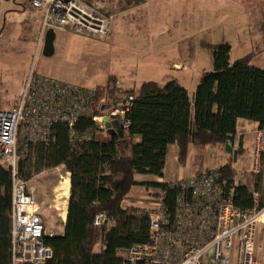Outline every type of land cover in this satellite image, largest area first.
<instances>
[{"label":"trees","instance_id":"1","mask_svg":"<svg viewBox=\"0 0 264 264\" xmlns=\"http://www.w3.org/2000/svg\"><path fill=\"white\" fill-rule=\"evenodd\" d=\"M231 52L228 43L213 48V70L202 75L192 96L175 80L164 85L145 82L138 90H130L135 99L125 118L129 129L124 139L107 133V138L97 139L95 133L92 140L75 148L70 143L67 126L57 124L52 129L54 139L50 145H28L25 155L19 153L17 175L25 181L58 167L71 174L64 234L45 239L52 251V258L45 264H120L121 249L143 245L150 237L145 210L124 206L133 188L164 192L170 212L174 211L179 194L170 183L139 182L136 176L163 178L172 145L178 146L182 164L190 144L232 146L238 120L255 122L258 130L264 131V70L251 65L254 55L231 61ZM116 83L115 78L109 79L106 96L96 91L97 114H104L118 99L115 94L118 96L120 90ZM94 127L91 119L82 118L75 129L86 132ZM241 150L242 145L239 154ZM260 153L264 162V150ZM220 171L226 186H232L235 178L232 164ZM254 176V191L260 193L263 206L264 174ZM252 193L240 183L235 190L234 205L242 211L252 209ZM102 213L105 221L96 227L95 218ZM11 215L12 174L0 168V264H13Z\"/></svg>","mask_w":264,"mask_h":264},{"label":"rangeland","instance_id":"2","mask_svg":"<svg viewBox=\"0 0 264 264\" xmlns=\"http://www.w3.org/2000/svg\"><path fill=\"white\" fill-rule=\"evenodd\" d=\"M79 1L106 21L107 38L81 33L76 28L55 31V53L50 58L44 57L42 52L36 57L35 40L42 16L38 8L32 7L31 0H26V13L12 23L9 21L5 30L0 21V110H12L17 106L32 69L64 83L101 91L104 96L112 74H120L124 67H127L125 71H131L133 78L138 72L133 79L135 85L130 87L136 91L144 81L154 80L151 67L161 61L164 67L155 74L159 84L179 79L192 96L202 75L213 70V48L228 43L232 47L231 60L252 54L253 63L264 70V0ZM130 1L134 4L130 5ZM12 2L8 4L10 8L14 7ZM12 24L16 29L11 30ZM174 60L183 62L189 69L184 77L182 72H172L166 67ZM115 96L118 98L117 93ZM239 129L246 134L247 148L254 150H246L233 162L232 155L216 145L203 153H188L186 166H198L202 171L232 164L235 177L252 187L256 146L262 143L264 147V134L262 137L256 135L258 126L252 121L240 120ZM106 135L96 133L97 139H105ZM172 154L165 172L167 179L179 174L183 167ZM242 173L245 175L241 179ZM62 176L66 178L64 169L46 171L30 184L36 199L45 206L41 217L46 227L57 234L64 230L59 214L65 220L61 206L67 199ZM152 194L136 187L124 206L147 204L152 201L149 199ZM259 244L264 245L263 236Z\"/></svg>","mask_w":264,"mask_h":264},{"label":"built area","instance_id":"3","mask_svg":"<svg viewBox=\"0 0 264 264\" xmlns=\"http://www.w3.org/2000/svg\"><path fill=\"white\" fill-rule=\"evenodd\" d=\"M31 0L41 12L42 23L36 41V57L43 50L49 30L77 29L105 38L107 23L79 0ZM118 99L97 114L96 91L68 84L39 74L32 69L26 79L20 100L12 110H0V168L12 174V256L13 264H45L52 258L45 244L53 237L41 217V208L30 181L18 177L19 153L25 155L28 145H50L53 127L64 124L69 130L73 147L93 139L96 131L107 133L104 118L109 123L119 121L124 133L129 129L126 115L135 96L122 88ZM82 118L91 119L94 129L79 132L76 124ZM260 149L251 174H264ZM64 169L55 168L51 171ZM65 170V169H64ZM66 171V170H65ZM50 172V171H48ZM241 174V179L244 178ZM71 174L66 171V181ZM241 183L234 178L226 186L220 169H205L170 186L178 190L176 206L170 212L166 194L151 195L145 213L150 222V237L143 245L121 249L120 264H264V247L259 235L264 233V205L261 195L253 191L254 206L242 211L234 205L235 190ZM105 215L99 214L94 225L101 227Z\"/></svg>","mask_w":264,"mask_h":264},{"label":"crops","instance_id":"4","mask_svg":"<svg viewBox=\"0 0 264 264\" xmlns=\"http://www.w3.org/2000/svg\"><path fill=\"white\" fill-rule=\"evenodd\" d=\"M9 0V1H3V0H0V21H2V28L5 30L6 28V25L7 23L10 21H13L15 18L17 17H20L22 15H24L26 13V11L28 10V6H27V3H26V0ZM10 2H12L11 4L14 6L12 8H10V6L8 4H10ZM40 14V13H39ZM12 23V22H11ZM14 24V22H13ZM12 24V27H11V30L13 29H16L15 26ZM39 31H40V28L37 32V36H36V40H35V46H36V41L38 39V36H39ZM108 35V33H107ZM107 35L105 37V39L107 38ZM43 52V50L41 51ZM40 52V53H41ZM39 53V54H40ZM233 61V60H231ZM254 58L251 60V65L256 67V68H259L258 66H256L254 63ZM164 66L162 65V62L161 61H157L155 62L154 65H152L151 67V71H150V74L153 76L152 79L154 80H149V81H144L143 83L145 82H157V79L155 78V74L158 73V71H160ZM166 67L168 68H171V71L172 72H182V76L184 77L185 73H187L189 71V69L187 67H184V63L181 62V61H171L170 63H168L166 65ZM184 67V68H182ZM127 67H124L122 70H121V73L120 74H112V76L110 78H115V80H117V82H121L123 83V86L122 88L124 90H132L130 87H132L133 85H135L134 83V80L135 78H137V75H138V72L135 76V78H133L132 76H130V70L129 71H125ZM261 69V68H260ZM114 71V70H113ZM125 71V72H124ZM113 73V72H112ZM126 73H128L127 75H125ZM143 74V72H142ZM167 76V75H166ZM129 77V78H127ZM132 77V78H130ZM164 79V78H163ZM182 79H186V78H182ZM177 81H179L178 83L183 86L185 89L186 86H184L185 84H183V82H181L179 79H176ZM171 81V80H170ZM142 83V84H143ZM199 83V82H198ZM141 84V85H142ZM140 85V86H141ZM81 87H84V86H81ZM84 88H87V87H84ZM196 89V88H195ZM187 91L189 92L190 94V91L187 89ZM195 91H193L194 93ZM239 122L240 120H238L237 122V135L235 137V140H234V144L232 145L233 149L234 150H237L239 149V147L242 145V150H241V153H244L246 150H254V148H247L246 146V134L245 132H243L242 130L239 129ZM258 126V125H257ZM253 133V132H252ZM255 133V132H254ZM264 134V131L260 132L259 130L256 132V135L259 136V137H262V135ZM259 140L262 141L261 138H259ZM216 146V145H215ZM222 146V148L225 149V146L223 145H220ZM210 147H213V146H207V147H198V146H195L193 144H190L189 147H188V153H203L206 149L210 148ZM263 149L264 150V147L262 148V143H258L257 146H256V151L257 149ZM173 153V157H175L177 159V161L179 162V158H178V154H179V148L177 145H172L170 146L169 148V151H168V157H167V161H166V167H165V171H164V177L163 178H155V177H152V176H136V180L139 181V182H160V183H174V182H177V181H180V180H183V179H188L194 175H196L197 173L201 172V169L198 167V166H194V165H187V159L186 161L182 164L179 162L180 165H183V167H180L179 169V174H174L171 176V178L167 179L168 177L166 176L165 172L167 171V163H168V158H169V155ZM239 152H238V158H239ZM256 155V153H255ZM237 158V159H238ZM256 158V157H255ZM255 165H256V159H255ZM255 165H254V168H255ZM225 165L221 166L219 169H221L222 167H224ZM253 168V169H254ZM233 169L235 170L234 166H233ZM203 171V170H202ZM253 176V184H252V187H249L247 186L250 190L254 191V184H255V176L253 174H251ZM139 177H141L142 179H139ZM71 178V177H70ZM70 178H69V184H70V187H71V183H70ZM242 183V182H241ZM30 184H31V181H30ZM243 184V183H242ZM244 185V184H243ZM31 186V185H30ZM66 187H68V190L66 189ZM136 188V187H135ZM133 188V189H135ZM137 188H141L143 190H145L146 192H153L152 195H157L158 194V190L157 189H154V188H151V189H146L144 187H137ZM65 190H67V197L68 198V194H69V185H65ZM133 191V190H132ZM131 191V192H132ZM131 194V193H130ZM130 196V195H129ZM128 196V197H129ZM151 196V195H150ZM37 198V197H36ZM56 199V197H55ZM128 199V198H127ZM38 204L40 205V208H41V214L44 212L45 210V206L44 204H42L39 199L37 200ZM66 204H68L67 202V199H66ZM148 204L144 203L143 205L141 206H136V207H139V208H142V209H145V208H148L147 207ZM60 205L58 204V207ZM69 207V204L67 205ZM127 207V206H125ZM58 212H60V209L58 208L57 209ZM68 213V208H67V211ZM59 216H61V220H60V224L63 226V228H65V224H66V220H63L62 219V214ZM57 221V220H56ZM47 229L49 230V232L52 233L53 236L55 235H63L64 234V230L62 232H59L58 234L57 233H54L52 230H50L48 227ZM264 237V233H260L259 235V239L260 237ZM262 245V244H261ZM264 247V245H262ZM264 253H262V256H263Z\"/></svg>","mask_w":264,"mask_h":264},{"label":"water","instance_id":"5","mask_svg":"<svg viewBox=\"0 0 264 264\" xmlns=\"http://www.w3.org/2000/svg\"><path fill=\"white\" fill-rule=\"evenodd\" d=\"M9 1V0H7ZM66 3L70 2V0H66ZM56 40V34L54 30H49L46 34L45 41H44V47H43V56L46 58H50L55 53L54 48V42ZM105 127L107 129V134L110 137L118 136L121 139L125 138V133L119 123V121H114L112 123H109V119L107 117L104 118ZM225 151L227 154L232 155L234 162L237 161L238 158V151L234 150L233 147L227 143L225 145Z\"/></svg>","mask_w":264,"mask_h":264},{"label":"bare ground","instance_id":"6","mask_svg":"<svg viewBox=\"0 0 264 264\" xmlns=\"http://www.w3.org/2000/svg\"><path fill=\"white\" fill-rule=\"evenodd\" d=\"M64 182H66V184L68 185V183H69V179H67V180L64 181ZM66 189L68 190V187H66ZM68 196H69V194H68ZM67 202H68V198H67ZM67 205H68V204H66V202H65V204L61 206L62 211H63V214L65 213V211H66V209H67Z\"/></svg>","mask_w":264,"mask_h":264}]
</instances>
